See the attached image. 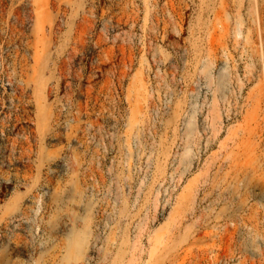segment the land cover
I'll return each mask as SVG.
<instances>
[{
	"label": "rangeland",
	"instance_id": "rangeland-1",
	"mask_svg": "<svg viewBox=\"0 0 264 264\" xmlns=\"http://www.w3.org/2000/svg\"><path fill=\"white\" fill-rule=\"evenodd\" d=\"M15 262L264 264V0H0Z\"/></svg>",
	"mask_w": 264,
	"mask_h": 264
},
{
	"label": "crops",
	"instance_id": "crops-1",
	"mask_svg": "<svg viewBox=\"0 0 264 264\" xmlns=\"http://www.w3.org/2000/svg\"><path fill=\"white\" fill-rule=\"evenodd\" d=\"M18 263V260H15Z\"/></svg>",
	"mask_w": 264,
	"mask_h": 264
},
{
	"label": "bare ground",
	"instance_id": "bare-ground-1",
	"mask_svg": "<svg viewBox=\"0 0 264 264\" xmlns=\"http://www.w3.org/2000/svg\"><path fill=\"white\" fill-rule=\"evenodd\" d=\"M14 264H16V262Z\"/></svg>",
	"mask_w": 264,
	"mask_h": 264
}]
</instances>
